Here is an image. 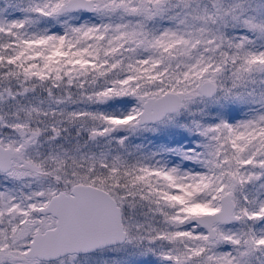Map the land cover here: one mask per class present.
<instances>
[{
    "label": "snow or ice",
    "instance_id": "obj_1",
    "mask_svg": "<svg viewBox=\"0 0 264 264\" xmlns=\"http://www.w3.org/2000/svg\"><path fill=\"white\" fill-rule=\"evenodd\" d=\"M0 264H264V0H0Z\"/></svg>",
    "mask_w": 264,
    "mask_h": 264
}]
</instances>
